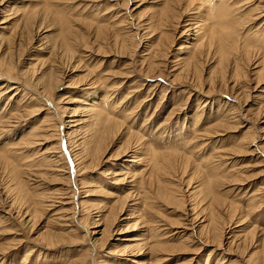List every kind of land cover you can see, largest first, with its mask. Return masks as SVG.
Segmentation results:
<instances>
[{"label": "rangeland", "instance_id": "1", "mask_svg": "<svg viewBox=\"0 0 264 264\" xmlns=\"http://www.w3.org/2000/svg\"><path fill=\"white\" fill-rule=\"evenodd\" d=\"M0 59V264H264V0H0Z\"/></svg>", "mask_w": 264, "mask_h": 264}, {"label": "bare ground", "instance_id": "2", "mask_svg": "<svg viewBox=\"0 0 264 264\" xmlns=\"http://www.w3.org/2000/svg\"><path fill=\"white\" fill-rule=\"evenodd\" d=\"M211 1V0H210ZM211 4V3H210ZM216 7V6H215ZM214 8V7H213ZM219 8V7H218ZM221 10V9H220ZM226 10V9H225ZM203 12V11H202ZM216 12L217 11H215V14H216ZM220 12V11H219ZM214 13V12H213ZM218 13V12H217ZM223 13V12H222ZM220 15H221V12H220ZM205 16H207V15H205ZM215 16H217V15H215ZM222 16V15H221ZM218 17V16H217ZM219 19V18H218ZM217 20V19H216ZM206 21H207V19L205 18V19H203V24H206ZM67 47V46H66ZM65 53V52H64ZM196 53H200L199 52V50L197 49L196 50ZM196 53H194V55L196 56ZM4 57V56H3ZM1 60V59H0ZM14 64V63H13ZM51 72V71H50ZM48 75H50V74H48ZM53 77V76H52ZM51 81V80H50ZM43 82V81H42ZM35 91V90H34ZM102 97V96H101ZM101 100V104H102V102H104L105 101V98L104 97H102V98H100ZM94 104V103H93ZM99 105V106H102V105ZM92 106H94V105H92ZM103 109V107H101V109L99 108V110H95V111H93V116H95V118H98V117H102V119L104 120V122H106V117L105 116H102L103 114H102V112L101 111H103L102 110ZM102 121V120H101ZM108 121V120H107ZM120 122V121H119ZM111 123H114V124H116V122H111ZM118 123V122H117ZM63 124V123H62ZM110 124V123H109ZM112 125V124H111ZM113 126V125H112ZM117 127V126H116ZM115 127V128H116ZM114 131V130H113ZM152 146L149 144V145H146V146H144V152H143V154L146 156V157H150V156H153L154 154V152H152ZM142 154V155H143ZM141 155V156H142ZM143 157V159L144 158H146V157ZM131 160V159H130ZM129 160V161H130ZM128 161V162H129ZM132 161V160H131ZM115 196V195H114ZM122 205V204H121ZM112 218V217H111ZM211 221V220H210ZM112 222H114L113 220H112ZM143 223V220H140V218H139V220H137V221H135V223L133 224V227L134 228H132L131 230H136V228H137V226L139 225L138 223ZM110 225H111V223H110ZM107 227V226H106ZM211 228H212V226H211ZM106 229H108V228H106ZM104 231V230H103ZM215 231V228L213 227V232ZM133 235H135V236H133L132 237V239H128V240H131V241H134V244L133 245H131V247L133 248V249H136V252H138V254H142V253H140L139 251H141V250H143V249H145L146 247L147 248H151L150 247V245H147V243H148V241H149V239L147 238V237H145V235H142V236H137V234H133ZM136 237H138V238H136ZM157 239V238H156ZM148 250V249H147Z\"/></svg>", "mask_w": 264, "mask_h": 264}]
</instances>
